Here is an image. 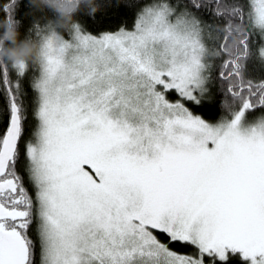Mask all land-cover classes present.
Masks as SVG:
<instances>
[{
	"label": "snow or ice",
	"instance_id": "1",
	"mask_svg": "<svg viewBox=\"0 0 264 264\" xmlns=\"http://www.w3.org/2000/svg\"><path fill=\"white\" fill-rule=\"evenodd\" d=\"M29 32L43 62L0 61V264H203L225 246L264 264V77L248 72L264 0H152L131 29ZM214 90L217 122L190 107Z\"/></svg>",
	"mask_w": 264,
	"mask_h": 264
},
{
	"label": "trees",
	"instance_id": "2",
	"mask_svg": "<svg viewBox=\"0 0 264 264\" xmlns=\"http://www.w3.org/2000/svg\"><path fill=\"white\" fill-rule=\"evenodd\" d=\"M152 0H99L101 8L94 15H89L86 11H81L76 14V20L82 26V28L92 34H101L106 31L118 30L121 27L132 28L136 19V14L139 9L149 3ZM10 2V0H0V22L6 17L3 13V4ZM15 17L20 21L19 30L21 38L25 35H29L35 41V36L29 32L34 22L43 24L46 20L50 21V17L53 16L51 12H32L28 0H17V4L14 6ZM248 27V25H245ZM216 64L220 61L216 60ZM248 72L250 76L261 78L264 77V67H260L254 61L249 62ZM174 98V97H173ZM220 97L215 95L208 102L199 106H192L193 110L203 117L216 120L223 116V109L219 105ZM165 239L166 237H161ZM171 248L175 251L184 254H199V249H194L190 245L182 243H172ZM203 260L205 264H248L239 252H231L226 259L217 258L212 253H203Z\"/></svg>",
	"mask_w": 264,
	"mask_h": 264
},
{
	"label": "clouds",
	"instance_id": "3",
	"mask_svg": "<svg viewBox=\"0 0 264 264\" xmlns=\"http://www.w3.org/2000/svg\"><path fill=\"white\" fill-rule=\"evenodd\" d=\"M28 5L32 12L53 13L50 21L54 26L65 30L73 29L79 24L76 20L77 13L86 11L89 15H94L101 8L99 0H28ZM56 43H63L58 33ZM43 60V44L29 35L21 38L19 25L0 26V61L20 66L41 63Z\"/></svg>",
	"mask_w": 264,
	"mask_h": 264
},
{
	"label": "rangeland",
	"instance_id": "4",
	"mask_svg": "<svg viewBox=\"0 0 264 264\" xmlns=\"http://www.w3.org/2000/svg\"><path fill=\"white\" fill-rule=\"evenodd\" d=\"M150 2H152V1H150ZM248 2H249V0H245V3H246V6H247V4H248ZM251 3H253V4H255L256 3V0H251ZM150 4V3H149ZM127 29H131V28H127ZM114 31H117V30H114ZM114 31H106V32H114ZM102 33H104V32H102ZM38 42V41H37ZM211 46V45H210ZM205 118V117H204ZM221 118V117H220ZM219 118V119H220ZM207 119V118H206ZM219 119H216V120H210V119H208L209 121H211V122H217ZM210 146H211V144H210ZM87 167V166H86ZM175 251V250H174ZM178 252V251H177ZM231 252H239L243 257H244V255H243V250L242 249H239V250H233L232 248H230V247H228V246H225V258H223V259H226L227 257H228V255L231 253ZM178 253H180V254H184V253H181V252H178ZM207 253H212V254H214L217 258H220L219 257V254L215 251V250H209V252H207ZM245 258V257H244ZM221 259V258H220ZM245 259H247V261H248V264H252V260H251V258H245ZM203 264H205V262H204V260H203Z\"/></svg>",
	"mask_w": 264,
	"mask_h": 264
}]
</instances>
